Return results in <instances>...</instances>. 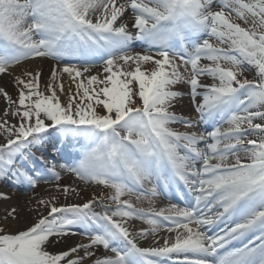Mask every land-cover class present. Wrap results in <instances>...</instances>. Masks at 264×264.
I'll list each match as a JSON object with an SVG mask.
<instances>
[{
	"label": "snow or ice",
	"instance_id": "obj_1",
	"mask_svg": "<svg viewBox=\"0 0 264 264\" xmlns=\"http://www.w3.org/2000/svg\"><path fill=\"white\" fill-rule=\"evenodd\" d=\"M37 58L54 61L43 83L14 73ZM5 74L0 181L55 191L6 212L0 264H264V0H0ZM180 84L195 122L173 110ZM58 168L100 191L67 202ZM169 196L187 203L151 206ZM18 209L36 218L11 232Z\"/></svg>",
	"mask_w": 264,
	"mask_h": 264
},
{
	"label": "bare ground",
	"instance_id": "obj_2",
	"mask_svg": "<svg viewBox=\"0 0 264 264\" xmlns=\"http://www.w3.org/2000/svg\"><path fill=\"white\" fill-rule=\"evenodd\" d=\"M128 22L130 25V21H128ZM73 62L75 63V61H73ZM53 64H54V61H52L50 59L37 58L34 60L23 62L20 67L14 68L13 71L15 74L18 75L21 71V68H29V69H37V70L42 69V71H43L42 83H43L44 80L48 79L49 70ZM96 64H97V67L93 68L94 73L101 70L100 62L97 61ZM63 79L65 81V84H67L69 78L65 75L63 77ZM204 82L207 83L210 81L205 80ZM0 86L5 87L10 93L13 94V96H15L16 89H15V85L13 83V77L12 76H9L6 74L0 75ZM185 88L188 89L189 88L188 85L180 84V85L176 86V88L174 89V90H179V91L183 92L184 95L182 97L177 98V100L175 101V107L173 110L177 113V115L191 119L195 122L198 120V116L195 114L194 107L190 101V97L188 95L187 90L186 91L183 90ZM64 99H65V97L61 96V100L63 101ZM5 106H6L5 100H4L3 96H0V121H2L4 119L3 113H4ZM9 119H11V118L9 117ZM176 125H179V123L173 124L172 127L178 131H195L197 133H201V132L206 133L208 130V128H207L204 131H202L199 123H198L197 127L194 129H187L183 126V124L180 128H176ZM3 142H4L3 137H0V143H3ZM200 146L202 147L203 145H200ZM76 148H78V149H76ZM33 150H34L33 152L35 153L36 156H39L41 154L39 151H36L35 149H33ZM49 152H51V151L49 150ZM78 153H79V144H77L75 141H73L71 143H64V145H63V154H64L63 159L60 156H57L56 160L58 157H60L63 161L70 162L73 157L78 155ZM36 166L40 167V164L38 161L36 162ZM57 170L61 172V183L77 187L78 192L80 193L78 196L71 197L69 199V201H67V202L82 203L85 200L89 199L92 194L98 193L100 191V189L96 188V186L87 187V186L83 185L80 181L76 180V178L71 173H66V172L60 170L59 168ZM0 191L7 193L10 197V199H8V200L0 199V221H2L6 212L10 211L13 206L19 205L21 208L27 209L30 207V205L27 203V201H29L30 198H38L41 196L47 197L49 195V193L54 194L55 190H54V187H52L48 184H44L43 182H41L36 188L29 190L26 185H21V186L17 187V186H14L10 181H8V182L0 181ZM124 198L126 199L128 197H124ZM165 198H167V197H165ZM170 200H171V196H170ZM170 200L168 203H165L162 200V197H158V198L154 199L151 206H153L157 210H159V208L167 207V205L171 202ZM133 201L135 202L134 197H133ZM60 202L64 203L65 201L63 200V198H61ZM137 206L147 209L150 205H149L147 200H143ZM18 211H19V218L17 220H9L7 222L8 223V230L11 232H15L17 230L26 228L36 218L35 213H33V212L26 211V210L20 211L19 209H18ZM133 224L137 229H139L140 227H144V228L149 227L147 224L143 223V221H141V220H135V221H133ZM164 234L165 233L163 231H161L159 233L160 236H162ZM81 239H82L81 235H75L67 241V244H73L75 242L80 241ZM151 242H152V240L150 237L149 240L146 242L145 246H147V244H150ZM65 247H66L65 243H60L59 245H56L54 243L53 245L50 246V250L51 251H59ZM101 254H104V253H101Z\"/></svg>",
	"mask_w": 264,
	"mask_h": 264
},
{
	"label": "rangeland",
	"instance_id": "obj_3",
	"mask_svg": "<svg viewBox=\"0 0 264 264\" xmlns=\"http://www.w3.org/2000/svg\"><path fill=\"white\" fill-rule=\"evenodd\" d=\"M136 51H139V50H136ZM152 240V239H151Z\"/></svg>",
	"mask_w": 264,
	"mask_h": 264
}]
</instances>
